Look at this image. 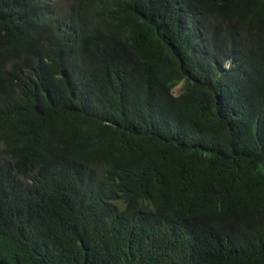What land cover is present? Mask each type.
Instances as JSON below:
<instances>
[{
  "label": "trees",
  "instance_id": "1",
  "mask_svg": "<svg viewBox=\"0 0 264 264\" xmlns=\"http://www.w3.org/2000/svg\"><path fill=\"white\" fill-rule=\"evenodd\" d=\"M0 264H264V0H0Z\"/></svg>",
  "mask_w": 264,
  "mask_h": 264
},
{
  "label": "rangeland",
  "instance_id": "2",
  "mask_svg": "<svg viewBox=\"0 0 264 264\" xmlns=\"http://www.w3.org/2000/svg\"><path fill=\"white\" fill-rule=\"evenodd\" d=\"M182 86V83L178 84L175 89H174V93L177 94L180 91V88Z\"/></svg>",
  "mask_w": 264,
  "mask_h": 264
},
{
  "label": "clouds",
  "instance_id": "3",
  "mask_svg": "<svg viewBox=\"0 0 264 264\" xmlns=\"http://www.w3.org/2000/svg\"><path fill=\"white\" fill-rule=\"evenodd\" d=\"M182 84H183V82H182Z\"/></svg>",
  "mask_w": 264,
  "mask_h": 264
}]
</instances>
